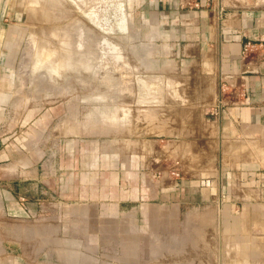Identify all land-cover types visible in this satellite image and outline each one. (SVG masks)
Here are the masks:
<instances>
[{
	"label": "crops",
	"instance_id": "obj_1",
	"mask_svg": "<svg viewBox=\"0 0 264 264\" xmlns=\"http://www.w3.org/2000/svg\"><path fill=\"white\" fill-rule=\"evenodd\" d=\"M6 3L2 14L6 10L18 19L13 0ZM153 9L171 20L166 40L175 56L196 64L213 81L209 122L218 137L264 148V0H198L196 7L157 0ZM9 27L0 23V29ZM245 42L256 50L242 55ZM61 110L52 102L36 107L0 101V264H55L56 258L48 256L59 252L42 246V238L92 237L90 223L112 217L115 224L126 208L132 224H119L116 236L128 238L130 253L143 254L150 264H177L167 260L205 253L194 230L215 222L223 228L219 251L223 247L230 255L216 264H250L256 253L249 239H264L258 164L221 167L211 181L196 184L169 178L120 186L122 178L140 173L133 158L123 172L98 169L96 157L90 160L73 145L87 136L88 115L81 113L77 120L64 111L58 125ZM44 215L58 220L60 233L33 229Z\"/></svg>",
	"mask_w": 264,
	"mask_h": 264
},
{
	"label": "rangeland",
	"instance_id": "obj_2",
	"mask_svg": "<svg viewBox=\"0 0 264 264\" xmlns=\"http://www.w3.org/2000/svg\"><path fill=\"white\" fill-rule=\"evenodd\" d=\"M6 1L0 0V23L10 25L0 29V101L9 98L36 107L56 103L62 109L58 125L64 111L77 120L81 113L88 115L87 136L74 141V148L85 150L90 160L96 157L94 166L105 173L123 172L132 157L140 173L122 178L120 186L169 178L196 184L211 181L221 167H264L262 143L218 137L209 122L215 85L196 64L175 56L166 40L171 20L153 9L157 0H13L18 19L6 10L2 14ZM69 56L82 59L75 63ZM76 65L81 70L76 71ZM65 102L71 107L64 109ZM125 212L115 224L112 217L90 223L92 237H48L41 245L58 250L48 256L56 258L55 264H150L143 254L130 253L128 238L116 236L119 224H132L128 208ZM57 221L44 215L33 229L60 233ZM200 228L194 233L206 252L183 254L167 263L225 262V250L217 245L223 232L220 223ZM249 249L256 253L250 264H264V239L250 238Z\"/></svg>",
	"mask_w": 264,
	"mask_h": 264
},
{
	"label": "built area",
	"instance_id": "obj_3",
	"mask_svg": "<svg viewBox=\"0 0 264 264\" xmlns=\"http://www.w3.org/2000/svg\"><path fill=\"white\" fill-rule=\"evenodd\" d=\"M182 6H198V0H179ZM256 50L254 44L251 42H245L242 47V55H246L252 51ZM258 178L261 181V186L264 189V167H262L258 172Z\"/></svg>",
	"mask_w": 264,
	"mask_h": 264
},
{
	"label": "bare ground",
	"instance_id": "obj_4",
	"mask_svg": "<svg viewBox=\"0 0 264 264\" xmlns=\"http://www.w3.org/2000/svg\"><path fill=\"white\" fill-rule=\"evenodd\" d=\"M36 42H37V41H36ZM37 44H38V43H37ZM48 46H49V45H48ZM57 47H59V46H57ZM53 48H54V47H53ZM62 51H63V50H62ZM38 52H39V50H38ZM46 52H47V51H45L44 54H45ZM39 53H40V52H39ZM82 53H83V52H81V55H82ZM84 53H86V52H84ZM50 55H51V57L54 56V55H52V53H51ZM77 55H79V54H77ZM77 55H76V57H77ZM45 56H46V54H45ZM58 56H59V55H58ZM65 56H66V55H65ZM73 56H74V55H73ZM43 57H44V56H43ZM60 57H61V56H60ZM69 57H70V56H69ZM76 57H75V58L70 57V58H72L73 60L76 59V61H74L75 63L77 62V60H78V61L81 60L82 57H83V59H85V57H86V60L88 59L87 56L84 57L83 55H82V57H80V59H77ZM38 58H40V60L43 61V60L41 59V57H38ZM61 58H62V57H61ZM78 58H79V57H78ZM59 59H60V58H58V60H59ZM64 59H65V58H64ZM64 59H62L61 61H62V62H63V61L65 62ZM58 60H57V61H58ZM73 60H72V61H73ZM86 60H84V61H86ZM47 61H48V60H47ZM49 61H50V60H49ZM51 61H52V60H51ZM51 61H50V62H51ZM54 61H55V60H53V62H54ZM57 61H56V62H57ZM68 61H69V60H67V62H68ZM84 61H83V62H84ZM87 61H88V60H87ZM87 61H86V62H87ZM68 63H69V64H68L67 66H73L72 64L70 65V62H68ZM81 63H82V61H81L80 63H77V64H80V65H81ZM87 63H88V62H87ZM53 65H55V63H54ZM60 65H61V64H60ZM64 65H66V64L64 63ZM64 65L62 64L61 67H63ZM67 66H65L64 68L66 69V71H67V70L70 71L71 69L69 70V69H68L69 67L67 68ZM74 66H75V65H74ZM74 66L72 67L73 69H75ZM77 67H79V70H81V69H80L81 67L76 65V69H77L76 71H79ZM64 68H60V69L62 70V71H61V70L59 69V67H58V68L56 67V69H59V70H60L61 72H63V73L65 72V71H63ZM87 68H88V67H87ZM91 68H92V66H91ZM65 69H64V70H65ZM87 70H88V69H87ZM51 71H52V70H51ZM54 71H55V70H54ZM60 71H59V72H60ZM68 71H67V72H68ZM88 71H89V70H88ZM88 71H87V72H88ZM52 72H53V71H52ZM71 72H73V70H72ZM80 72H81V71H80ZM89 72H91V71H89ZM50 73H51V72H50ZM50 73H49V74H50ZM53 73H55V72H53ZM53 73H52V74H53ZM56 73H57V72H56ZM68 73H70V72H68ZM68 73H67V74H68ZM74 73H75V72H74ZM77 73H79V72H77ZM77 73H76V74H77ZM52 74H51V75H52ZM71 74H73V73H71ZM80 74H82V73H80ZM86 74H87V73H86ZM57 75H59V74L57 73ZM61 75H62V73H61ZM65 75H66V74H65ZM52 76H53V75H52ZM52 76H51V78L54 79L55 76H54V77H52ZM63 76H64V75H63ZM56 77H57V76H56ZM58 77H59V76H58ZM60 77H61V76H60ZM57 79H59V78H57ZM144 142H145V141H144ZM146 142H147V141H146ZM229 143H230V142H229ZM145 145H146V144H145ZM145 145H144V146H145ZM226 145H227V144H226ZM232 145L234 146V144H232ZM232 145L229 144V147H231ZM145 147H147V146H145ZM145 147H144V148H145ZM236 147H237V146H236ZM234 148H235V147H234ZM148 151H149V150H148ZM156 152H157V151H156ZM160 155H161V154H160ZM158 156H159V155H158ZM161 156H162V155H161ZM195 173H196V172H195ZM196 174H197V173H196Z\"/></svg>",
	"mask_w": 264,
	"mask_h": 264
}]
</instances>
